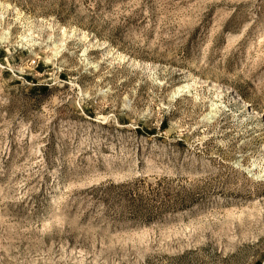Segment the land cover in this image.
<instances>
[{"label":"rangeland","instance_id":"374dc122","mask_svg":"<svg viewBox=\"0 0 264 264\" xmlns=\"http://www.w3.org/2000/svg\"><path fill=\"white\" fill-rule=\"evenodd\" d=\"M0 264H264V0H0Z\"/></svg>","mask_w":264,"mask_h":264}]
</instances>
